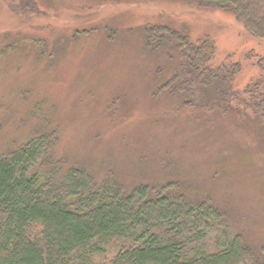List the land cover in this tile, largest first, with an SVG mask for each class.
Masks as SVG:
<instances>
[{
    "label": "rangeland",
    "instance_id": "rangeland-1",
    "mask_svg": "<svg viewBox=\"0 0 264 264\" xmlns=\"http://www.w3.org/2000/svg\"><path fill=\"white\" fill-rule=\"evenodd\" d=\"M150 27L193 44L209 36L212 69L241 66L234 92L264 78V40L192 0H0V156L54 133L63 170L82 166L128 190L179 183L224 211L261 259L263 120L240 102L220 105L211 85L210 108L165 92L180 55L149 47Z\"/></svg>",
    "mask_w": 264,
    "mask_h": 264
},
{
    "label": "trees",
    "instance_id": "trees-1",
    "mask_svg": "<svg viewBox=\"0 0 264 264\" xmlns=\"http://www.w3.org/2000/svg\"><path fill=\"white\" fill-rule=\"evenodd\" d=\"M192 1L232 14L264 40V0ZM145 36L149 47L168 43L182 59L165 92L191 108H210L212 91L220 105L240 102L264 123V78L234 92L241 66L212 69L209 36L193 44L167 27H150ZM55 141L54 133L41 134L0 156V264H264L231 232L224 211L190 200L183 185L128 190L116 178L99 182L82 166L63 170Z\"/></svg>",
    "mask_w": 264,
    "mask_h": 264
}]
</instances>
